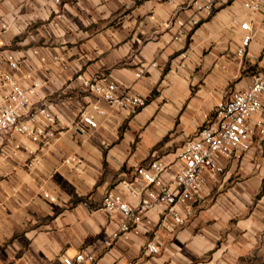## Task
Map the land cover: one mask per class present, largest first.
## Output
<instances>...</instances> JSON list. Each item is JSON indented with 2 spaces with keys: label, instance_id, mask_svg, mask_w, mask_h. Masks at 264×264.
Masks as SVG:
<instances>
[{
  "label": "crops",
  "instance_id": "0c3cea01",
  "mask_svg": "<svg viewBox=\"0 0 264 264\" xmlns=\"http://www.w3.org/2000/svg\"><path fill=\"white\" fill-rule=\"evenodd\" d=\"M190 1L0 0L9 24L1 38L25 57L21 75L36 71L46 82L40 96L69 104L48 146L16 135L0 151V264H63L62 256L84 249L97 255L95 264H264V109L252 119V148L220 159L224 172L191 204L186 226L170 232L153 211L150 233L105 244L117 229L101 207L105 193L149 160L176 162L216 107L264 68V12L248 10V0H214V13L192 28ZM176 17L188 33L167 27ZM245 21L256 33L240 57ZM54 56H66V68ZM80 73L115 81L146 103L135 113L109 106L84 91ZM85 109L97 128L81 122ZM153 238L154 255L144 247Z\"/></svg>",
  "mask_w": 264,
  "mask_h": 264
},
{
  "label": "built area",
  "instance_id": "2783aa9c",
  "mask_svg": "<svg viewBox=\"0 0 264 264\" xmlns=\"http://www.w3.org/2000/svg\"><path fill=\"white\" fill-rule=\"evenodd\" d=\"M188 7L194 10L188 23L196 28L204 18L214 13L215 1L191 0ZM245 7L252 12H264V0H248ZM0 26L4 32L9 24L0 19ZM170 26H177L182 33H188L186 22L177 17L167 24V27ZM240 28L245 35L237 55L244 57L248 54L256 30L250 21L243 22ZM33 54L39 55V52L34 49ZM25 60L15 50L6 47L0 34V151L16 135L48 146L60 132L63 109L69 107L66 101L58 104L40 96V89L46 82L31 69L21 75ZM53 61L62 68H66L68 63L66 56H54ZM41 62L45 63L46 58L41 57ZM144 73L145 68H141L136 76L142 77ZM76 80L84 91L95 94L109 106L135 113L146 103L141 96L120 91L115 81L103 78L88 80L81 73ZM263 95L264 68L254 76L247 89L235 93L216 107L213 117L199 129L196 136L186 140L176 162L166 164L157 158L149 160L121 180L116 188L108 190L101 207L108 213L111 222H117V229L105 240L106 246L112 247L132 231L150 233L151 229L147 226L150 223L149 214L153 211L159 214V226L170 232L186 226L194 215L191 204L204 201L203 194L209 180L224 172L220 159H232L252 148L255 136L252 119L264 109ZM92 108L102 113L98 103H94ZM80 117L83 124L98 127L94 114L86 109ZM261 133H264V128H261ZM66 163L80 164V160L69 157ZM172 165H176V170L172 169ZM179 206L184 207L183 214L178 210ZM144 247L149 254L160 252L154 238L149 239ZM62 261L63 264H95L97 255L84 249L73 257L62 256Z\"/></svg>",
  "mask_w": 264,
  "mask_h": 264
},
{
  "label": "trees",
  "instance_id": "16d2710c",
  "mask_svg": "<svg viewBox=\"0 0 264 264\" xmlns=\"http://www.w3.org/2000/svg\"><path fill=\"white\" fill-rule=\"evenodd\" d=\"M215 11V10H214ZM156 94V92L154 91V93H153V95H155ZM264 193V189H262V191H261V193L259 194V196L261 195V194H263Z\"/></svg>",
  "mask_w": 264,
  "mask_h": 264
}]
</instances>
